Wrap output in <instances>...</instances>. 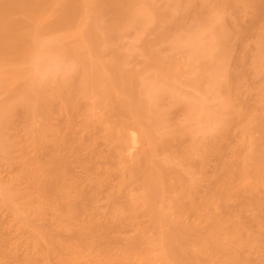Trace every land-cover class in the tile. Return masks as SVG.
<instances>
[{
  "label": "bare ground",
  "instance_id": "bare-ground-1",
  "mask_svg": "<svg viewBox=\"0 0 264 264\" xmlns=\"http://www.w3.org/2000/svg\"><path fill=\"white\" fill-rule=\"evenodd\" d=\"M0 264H264V0H0Z\"/></svg>",
  "mask_w": 264,
  "mask_h": 264
}]
</instances>
